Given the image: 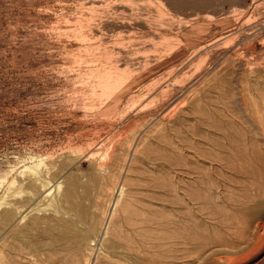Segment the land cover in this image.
Instances as JSON below:
<instances>
[{"label":"rangeland","instance_id":"374dc122","mask_svg":"<svg viewBox=\"0 0 264 264\" xmlns=\"http://www.w3.org/2000/svg\"><path fill=\"white\" fill-rule=\"evenodd\" d=\"M0 264H264V0H0Z\"/></svg>","mask_w":264,"mask_h":264},{"label":"bare ground","instance_id":"6f19581e","mask_svg":"<svg viewBox=\"0 0 264 264\" xmlns=\"http://www.w3.org/2000/svg\"><path fill=\"white\" fill-rule=\"evenodd\" d=\"M145 216V215H144ZM141 217H143V216H141ZM133 220V219H132ZM131 220V221H132ZM136 221V220H135ZM134 222V221H133ZM143 222V221H142ZM150 221H148V223H149ZM132 223V222H131ZM135 223H137V222H135ZM146 224V223H145ZM143 225V224H142ZM130 227H131V225H130ZM134 240V239H133ZM132 243V242H131ZM127 244V243H126ZM134 244V243H133ZM131 245V244H130ZM131 250V249H130Z\"/></svg>","mask_w":264,"mask_h":264}]
</instances>
